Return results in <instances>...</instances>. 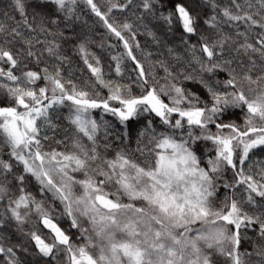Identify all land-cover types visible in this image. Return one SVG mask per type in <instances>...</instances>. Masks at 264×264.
Wrapping results in <instances>:
<instances>
[{
	"label": "snow or ice",
	"instance_id": "6c2138e0",
	"mask_svg": "<svg viewBox=\"0 0 264 264\" xmlns=\"http://www.w3.org/2000/svg\"><path fill=\"white\" fill-rule=\"evenodd\" d=\"M0 264H264V0H0Z\"/></svg>",
	"mask_w": 264,
	"mask_h": 264
},
{
	"label": "trees",
	"instance_id": "16d2710c",
	"mask_svg": "<svg viewBox=\"0 0 264 264\" xmlns=\"http://www.w3.org/2000/svg\"><path fill=\"white\" fill-rule=\"evenodd\" d=\"M81 7L83 8V5H81ZM84 18H88V17L85 16ZM93 20H94V18L89 19L88 26L83 28V31L84 32H88V29L91 28V27H93ZM82 23H83V21H81V24ZM102 33H103V29L99 28V26L97 25L95 27V29L90 33V35L92 36V39L93 40H95L96 42H99L100 40L103 39ZM144 39H145L144 37H141V42L142 43L144 42ZM92 50L93 51H98V49H96L95 45L92 46ZM76 59H78V58H76ZM96 116H97V118H99V112L96 113ZM105 118L108 119V120H114V118L111 117V116H106Z\"/></svg>",
	"mask_w": 264,
	"mask_h": 264
}]
</instances>
